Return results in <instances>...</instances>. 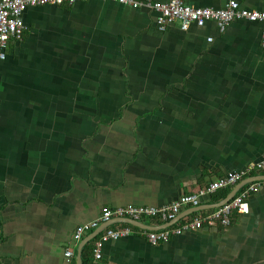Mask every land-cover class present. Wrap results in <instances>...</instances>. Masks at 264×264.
<instances>
[{
    "label": "crops",
    "instance_id": "1",
    "mask_svg": "<svg viewBox=\"0 0 264 264\" xmlns=\"http://www.w3.org/2000/svg\"><path fill=\"white\" fill-rule=\"evenodd\" d=\"M236 1L264 11V0ZM23 17V41L0 59V264H77L88 234L74 231L104 206H161L264 155L260 22L162 31L156 12L103 0ZM222 191L173 221L213 211ZM248 203L228 226L157 244L113 219L93 250L121 224L134 233L105 241L99 264H264V186Z\"/></svg>",
    "mask_w": 264,
    "mask_h": 264
},
{
    "label": "built area",
    "instance_id": "2",
    "mask_svg": "<svg viewBox=\"0 0 264 264\" xmlns=\"http://www.w3.org/2000/svg\"><path fill=\"white\" fill-rule=\"evenodd\" d=\"M89 0H0V59L6 57V51L12 41H23L27 29L23 14L30 7L65 4ZM113 1L131 6L132 8H146L156 12L157 24L160 30L165 31L170 25L179 22L182 30H188L192 25L204 26L207 22L214 21L221 31L234 20L246 19L262 24V46L264 47V11L247 9L236 0H231L222 8L195 7L188 5L184 0H103ZM212 41L213 38H208ZM264 174V155L250 162L243 169L231 170L212 179L194 191L183 193L177 199L161 206L128 204L123 206H104L101 215L92 221L79 225L74 231V238L78 241L101 225L113 219L130 218L139 222L154 220L157 229H141L137 234L147 238L153 244L169 241L172 236L181 235L186 231L198 230L205 227L228 226L231 223L232 213L237 210L241 213L249 212L248 198L264 186L263 180H254L244 185L238 193L228 202L213 211L196 213L188 216L183 221L170 224L180 212L187 207L200 206L205 199L222 189L232 188L243 180ZM165 226L160 227V224ZM135 227V226H134ZM134 233L132 225H119L116 228H107L96 241L93 250L92 264H99L102 258V246L107 240H115L130 236ZM74 255L72 249L65 252L71 259Z\"/></svg>",
    "mask_w": 264,
    "mask_h": 264
},
{
    "label": "water",
    "instance_id": "3",
    "mask_svg": "<svg viewBox=\"0 0 264 264\" xmlns=\"http://www.w3.org/2000/svg\"><path fill=\"white\" fill-rule=\"evenodd\" d=\"M264 179V174L263 175H258V176H255V177H250V178H247L245 180H243L242 182H240L231 192L230 194L222 201V202H219L217 204L214 205V207H219L221 205H223L225 202H228L229 200H231L237 193L238 191L244 186L246 185L247 183L251 182V181H254V180H263ZM180 218V217H179ZM176 219L175 221H170L169 223L170 224H175L178 220ZM123 222H127V223H130V224H134L136 226H140V227H146V228H150V229H154L155 227L152 226V225H149V224H146V223H143V222H139V221H136V220H132L130 218H125V219H121ZM103 226V225H101ZM100 226V227H101ZM100 227H98L97 229H95L94 231H92L91 233H89L83 240L82 242L80 243L79 247H78V250H77V264H83V259H82V249L83 247L92 239H94L95 237L98 236L99 232H100Z\"/></svg>",
    "mask_w": 264,
    "mask_h": 264
},
{
    "label": "trees",
    "instance_id": "4",
    "mask_svg": "<svg viewBox=\"0 0 264 264\" xmlns=\"http://www.w3.org/2000/svg\"><path fill=\"white\" fill-rule=\"evenodd\" d=\"M229 189H230V188L222 189L223 191L220 192L219 197H221V198L226 197V196H227V193L229 192ZM93 242H94V240H92L91 242H89V243L85 246V248H84V250H83L84 264H90V262H91V260H92L91 255H92V251H93V246H92V245H94Z\"/></svg>",
    "mask_w": 264,
    "mask_h": 264
}]
</instances>
